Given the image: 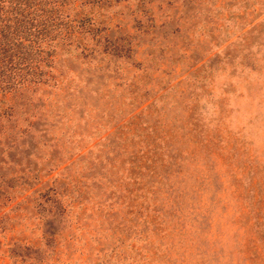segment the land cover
I'll use <instances>...</instances> for the list:
<instances>
[{
  "label": "rangeland",
  "instance_id": "1",
  "mask_svg": "<svg viewBox=\"0 0 264 264\" xmlns=\"http://www.w3.org/2000/svg\"><path fill=\"white\" fill-rule=\"evenodd\" d=\"M66 9L41 83L0 105L13 112L3 124L44 129L31 131L38 167L62 161L42 181L86 188L64 178L74 206L54 219L26 203L7 211L22 196L1 207L0 264H264V0ZM144 143L158 175L133 183ZM136 188L137 211L125 206Z\"/></svg>",
  "mask_w": 264,
  "mask_h": 264
},
{
  "label": "trees",
  "instance_id": "2",
  "mask_svg": "<svg viewBox=\"0 0 264 264\" xmlns=\"http://www.w3.org/2000/svg\"><path fill=\"white\" fill-rule=\"evenodd\" d=\"M67 1L69 2V0H0L1 97L27 91L29 86L41 83V77L47 73L43 70L47 67L51 68L50 53L45 47V41L54 40L58 28L70 22L68 20V9H66ZM12 113L11 105H0V208L22 196L7 211L15 209V205L26 203V205H33L36 213L41 214L38 215L40 221H44L46 218L54 219V213L59 215L65 209H71L74 206L73 199L69 197V201H66L64 199L65 195L61 194L64 189L62 180L67 179L72 184L73 189L77 191L86 187L83 184L81 185L79 180L70 179L66 174H63L64 178L62 180H58L57 175L55 177L49 176L45 181H42L62 161L51 155L44 166L38 167L35 163L38 157L34 155L38 141L32 142L31 131H45L44 129L36 130L35 127L32 128V124L29 122L20 126L14 123L10 125L3 124L4 120L7 122L12 118ZM132 116L134 117V114ZM127 121L128 119L125 123ZM122 125L124 123L118 125L116 130ZM42 132L38 136L39 139L44 135ZM149 146V144L144 143L129 161L131 173L127 176L130 180L132 178L133 183H139L153 174L158 175L155 171H152V166L157 160L154 158L156 152ZM77 147L79 150V146ZM35 185L37 186L33 188ZM139 190L136 188L133 191H126L131 196L127 201L129 203H125V206L131 208L129 206L134 201L135 211H137L136 206L138 207L136 195ZM30 195H34V197L29 203L26 197ZM46 207L49 208L45 209ZM78 207L81 208V211L84 210L81 205ZM110 208L112 207L108 204L107 209L111 210ZM43 211H46V213H43ZM2 215H4V212L0 213V217ZM172 217L179 219L181 222L183 214L174 208L172 209ZM147 218L149 224L155 221V218ZM152 230L153 228L149 231ZM54 234V232L43 230L41 237L43 239L51 238ZM136 239L137 242H144V239L140 236ZM130 248L132 249V245ZM143 252V258H150V256H147L149 252L147 249H144ZM149 255H151L150 252Z\"/></svg>",
  "mask_w": 264,
  "mask_h": 264
}]
</instances>
